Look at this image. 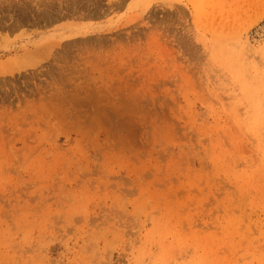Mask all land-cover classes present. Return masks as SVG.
<instances>
[{"label":"rangeland","instance_id":"1","mask_svg":"<svg viewBox=\"0 0 264 264\" xmlns=\"http://www.w3.org/2000/svg\"><path fill=\"white\" fill-rule=\"evenodd\" d=\"M0 264H264V0H0Z\"/></svg>","mask_w":264,"mask_h":264},{"label":"bare ground","instance_id":"2","mask_svg":"<svg viewBox=\"0 0 264 264\" xmlns=\"http://www.w3.org/2000/svg\"><path fill=\"white\" fill-rule=\"evenodd\" d=\"M261 30V29H260Z\"/></svg>","mask_w":264,"mask_h":264}]
</instances>
